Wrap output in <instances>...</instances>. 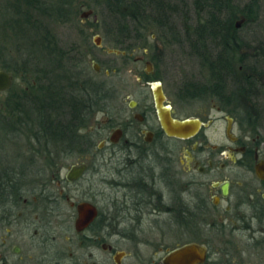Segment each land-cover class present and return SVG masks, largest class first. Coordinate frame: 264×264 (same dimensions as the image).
<instances>
[{
  "label": "flooded vegetation",
  "instance_id": "obj_1",
  "mask_svg": "<svg viewBox=\"0 0 264 264\" xmlns=\"http://www.w3.org/2000/svg\"><path fill=\"white\" fill-rule=\"evenodd\" d=\"M28 4L0 0V29L25 35L28 54L0 62V68L5 60L16 67L1 68L13 83L0 92L10 91L19 75L26 82L8 99L10 134L33 135L28 118L37 113L34 97L57 110L62 124L66 115L82 122L74 120L80 124L73 142L29 139L16 143L12 160L23 156L21 163L0 160V264H166L172 251L192 244L200 251L195 264H264V178L257 174L264 141L261 131L239 120L245 106L191 89L193 79L174 86L172 55L162 44L171 41L159 32L152 35L154 46L149 35L142 40L143 55L135 57L138 47L121 54L98 47L121 62L108 60L107 95L97 109L92 90L102 65L89 58L90 69L44 34L30 39L33 12L36 19L43 15L40 5ZM131 58L140 67L134 96L111 79ZM211 102L188 114V106ZM162 112L202 125L187 138L169 135ZM74 155L71 166L86 163L87 170L70 181L71 166L64 176L61 171Z\"/></svg>",
  "mask_w": 264,
  "mask_h": 264
},
{
  "label": "trees",
  "instance_id": "obj_2",
  "mask_svg": "<svg viewBox=\"0 0 264 264\" xmlns=\"http://www.w3.org/2000/svg\"><path fill=\"white\" fill-rule=\"evenodd\" d=\"M50 1L43 2L41 14L57 20L69 18L74 6H81L77 0ZM105 1L115 23L104 31L108 47L120 50L134 48L146 39L148 24H155L166 39L176 44H188L190 54L208 71L206 82H187L191 89L217 95L224 103L239 100L245 106L238 112L241 113L239 120L249 122L259 134L264 125V39L257 31L252 40L240 35L241 27H236V21L241 17L245 18V25L258 21L260 0H249L242 6L239 0H180V3L173 0ZM34 2L28 0V5L34 7ZM189 3L196 12L194 22H191L192 17L185 10ZM178 18H182L183 31L175 21ZM3 67L14 71L7 60L3 61ZM104 84L106 80L97 79L92 90L97 109L103 105L107 95ZM33 104L37 113L28 118L34 132L30 138L32 141L61 143L77 139L76 130L80 123L74 120L78 121L79 118L73 114L72 117L66 115L62 124L57 110H47L45 103L42 104L37 97H34ZM11 109H14L13 105ZM0 113L1 128L10 126L12 129L13 118L8 112Z\"/></svg>",
  "mask_w": 264,
  "mask_h": 264
},
{
  "label": "rangeland",
  "instance_id": "obj_3",
  "mask_svg": "<svg viewBox=\"0 0 264 264\" xmlns=\"http://www.w3.org/2000/svg\"><path fill=\"white\" fill-rule=\"evenodd\" d=\"M44 1L50 0H35V4L40 5V7L43 5ZM77 3H80L81 6L77 8V5L73 8V14L67 19H59L56 18H49L48 16H40L41 18L36 19L38 16L35 12H33V17L31 19V31H30V39L34 40H41L38 36L43 35L46 37L47 40L51 39L53 40V43H56L57 46H62L65 53L73 54L76 56V59L81 61L82 64H85L86 66L91 68V61H89V58L96 60L99 62L100 65H102V73L96 74L95 79L99 80H107L108 78L105 76V69L106 64L110 63L108 60L110 59H116L117 57L115 55H110L106 51L99 49L95 43H94V36L96 34H100L102 36V43L104 46H106V39L104 35V31L107 29V26L111 24L113 26L114 19L112 18V15L110 12H108L106 8V1L105 0H77ZM249 0H239L240 5H244ZM173 2L180 3V0H173ZM260 10H259V20L253 23H245L244 21L240 25V35L248 38V39H254V35L259 32V35L261 38L264 39V0H260ZM187 14L192 17L191 22L195 21V15L196 12L194 11L193 5L189 3L187 5ZM181 10H184L183 7L180 6ZM88 10H92V14H90L88 17H82V13ZM180 11V10H179ZM240 18V19H241ZM238 19V20H240ZM237 20V21H238ZM179 29L182 30V18H178L175 20ZM19 28V27H16ZM17 30V29H16ZM160 28H158L155 24L149 23L148 29H146L147 36L149 35V43L151 46L155 45V41L152 37L153 34L159 33ZM183 31V30H182ZM160 35V33H159ZM184 35V34H183ZM25 35H23L19 30L15 33L14 30H11L9 32L3 31L0 29V53L3 52L5 54V58L1 57L0 62L3 59H7L8 61H14L15 59H24L27 53L25 54V51L23 50V45L25 43ZM164 37V35H160ZM161 37V39H162ZM165 38V37H164ZM22 46H21V45ZM49 44V42H48ZM164 46H168L167 52L168 54L172 55V58L170 59V65H171V73H170V81L172 84L179 85L182 82L186 80H206L205 78L208 77V71L204 69L200 65V62L196 57L192 56L190 54V47L188 44H176L173 42L164 44ZM51 45V44H50ZM142 43L135 45L136 47L141 46ZM19 47V48H18ZM34 50V49H33ZM75 51V52H74ZM27 52V51H26ZM50 54V53H49ZM47 54V56H49ZM88 58H86V56ZM89 55V56H88ZM133 57L143 55L142 49L140 47L136 48V50L132 51ZM42 56V53H41ZM132 57V58H133ZM48 58V57H47ZM128 60L127 67L123 70L122 74H114L111 76L112 82L118 86H121L122 88H125V94L135 95L136 89L138 87V70L140 67H138L137 64H135L133 59ZM48 59H51L50 56ZM90 59V60H91ZM21 60V61H22ZM117 62H121L120 59H116ZM115 62V60H113ZM10 65V62H8ZM1 65V64H0ZM3 68V67H1ZM0 68V69H1ZM11 68L15 69V65L13 62H11ZM25 81L23 79V76L19 75L17 78H15V85L14 87L7 92H0V112H3L5 114L6 109L8 107V99L11 97L12 93H21L23 89L25 88ZM175 88V87H174ZM211 103H196L193 105L188 106V114H195L198 113L200 109L209 108V104ZM5 110V112H4ZM1 114V113H0ZM212 114L214 116L221 115L216 110H212ZM35 115V114H34ZM260 135L264 136V129L261 128ZM249 136L253 134H248ZM258 136V135H257ZM19 137V136H18ZM23 138H15L13 134H10V126L3 129L0 126V160L7 157V159L10 161L9 163L13 164H19L22 162L23 156L19 157L16 161L12 160V157H16V154L18 151V144L16 143H25L28 142L30 139V136H22ZM26 146V145H25ZM25 146H23L25 148ZM21 147V145H20ZM26 149H23V155L27 156L28 154L25 152ZM69 159V160H68ZM67 161L65 162V165L63 166V169L61 171V175L64 176L66 172L68 171L71 164H73L77 156H69ZM15 162V163H14ZM52 172V171H51ZM50 173V170L48 171ZM51 174V173H50ZM89 175L85 177L84 180H88ZM80 189L83 191H86L87 186H83L81 184ZM73 193V191H72ZM82 193V192H81Z\"/></svg>",
  "mask_w": 264,
  "mask_h": 264
},
{
  "label": "water",
  "instance_id": "obj_4",
  "mask_svg": "<svg viewBox=\"0 0 264 264\" xmlns=\"http://www.w3.org/2000/svg\"><path fill=\"white\" fill-rule=\"evenodd\" d=\"M92 14V10H88L82 13V17H88ZM244 21L243 18L236 21V27L239 28L241 23ZM94 43L97 47H102V36L100 34H96L94 36ZM106 51L108 53L121 54L123 51L117 48H107ZM94 66L97 70H100V65L94 62ZM13 83V76L6 70H0V91L8 90ZM162 124L165 131L169 135L177 136V137H190L199 131L202 122L198 119L190 118L184 121H178L172 118L169 114L162 112ZM87 170V164H75L71 166L67 173V178L70 181H74L78 179L85 171ZM257 174L259 177L264 178V166L263 164L257 168ZM227 192V188L225 189V193ZM199 247L195 244L192 245H184L182 247L177 248L172 251L171 254L166 259V264H195L199 262L195 258L199 254Z\"/></svg>",
  "mask_w": 264,
  "mask_h": 264
}]
</instances>
